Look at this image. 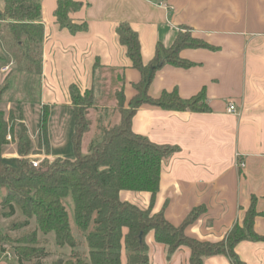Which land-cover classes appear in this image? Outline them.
Here are the masks:
<instances>
[{
  "label": "crops",
  "instance_id": "0c3cea01",
  "mask_svg": "<svg viewBox=\"0 0 264 264\" xmlns=\"http://www.w3.org/2000/svg\"><path fill=\"white\" fill-rule=\"evenodd\" d=\"M73 1L82 7L69 18L87 25V31L76 35L57 25L53 15L57 0H40L39 75L14 71L13 59L0 39V87L8 84L0 110L6 119L9 114L15 119L13 139L1 148L2 160L16 165L21 126L31 139L27 157H75L70 85L81 93L92 90L96 101L89 116L93 127L82 139L81 155L96 137V121L102 125L119 122L113 113L116 101L109 94L122 88L126 105L140 81L118 42L115 29L120 23L129 24L137 33L144 64L153 58L157 45L168 49L180 33H188L192 40L213 49L181 50L179 58L190 66L164 64L155 71L147 94L158 98L163 92L176 91L186 100L203 91L209 111L177 112L143 105L131 120L135 134L178 149L162 163L154 212L163 209L165 219L179 226L192 210L203 208L185 234L217 242L234 224H241L255 199L258 215L253 230L264 237V0ZM161 2L169 8L160 7ZM3 7L0 1V11ZM5 67L9 73L1 72ZM230 104L235 113L227 112ZM44 107L48 109L46 140L39 133ZM145 203L148 206V194ZM146 243L150 264H188V249L181 248L168 259L165 247L154 242L152 233ZM234 251L244 264H264V241H243ZM6 254L0 252V264H12ZM203 264L231 263L215 256Z\"/></svg>",
  "mask_w": 264,
  "mask_h": 264
},
{
  "label": "trees",
  "instance_id": "16d2710c",
  "mask_svg": "<svg viewBox=\"0 0 264 264\" xmlns=\"http://www.w3.org/2000/svg\"><path fill=\"white\" fill-rule=\"evenodd\" d=\"M0 1L4 3L0 11V39L15 60L13 70L39 75L43 44L40 0ZM81 7V3L73 0H57L53 15L59 28L72 35L87 31L86 23L76 24L69 18ZM115 33L132 68L139 72L140 81L133 86L135 94L126 105L122 88L109 94L116 101L119 122L102 125L100 120L96 121L97 136L85 154H80L82 139L92 129L89 116L96 109L92 90L81 93L75 85L68 87L75 157L43 158L36 168L27 157L31 139L24 126L17 136L16 165L2 160L1 148L8 143L7 136L13 139L15 119L13 114L6 119L0 110V212L7 218L19 213L23 221L17 223V229L33 224V230L20 237L18 246H14L17 264H150L146 243L150 233L155 243L165 247L168 259L177 250L186 248L190 252L188 264H203L205 259L215 256L226 257L231 264H244L235 254L237 244L264 241L253 230L258 215L255 199L241 224H234L219 241L187 236L186 228L203 208L192 210L179 226L165 219L163 209L154 212L162 163L177 147L153 144L131 129L132 117L143 105L177 112H208L203 91L183 100L176 91L151 98L147 90L155 71L164 64L190 66L179 58L181 50L213 48L192 40L188 33H180L170 48L157 45L153 58L144 64L138 35L129 24L120 23ZM7 89L8 84L0 87V102ZM47 118L48 109L44 107L39 124L42 140L47 136ZM121 191L147 193L148 206L140 208L122 201ZM52 248L59 256L49 259Z\"/></svg>",
  "mask_w": 264,
  "mask_h": 264
},
{
  "label": "rangeland",
  "instance_id": "374dc122",
  "mask_svg": "<svg viewBox=\"0 0 264 264\" xmlns=\"http://www.w3.org/2000/svg\"><path fill=\"white\" fill-rule=\"evenodd\" d=\"M15 60L13 59V68L15 65ZM3 60L0 59V63H2ZM5 73H9V69L7 72ZM114 115L115 113L117 114L116 110L113 111ZM119 116V115H118ZM92 120H94L92 118ZM93 123V121H92ZM93 127V124H92ZM95 133H97L95 131ZM97 136V134H96ZM36 157H33L31 159H34ZM39 161H41L42 159H38ZM53 160V159H51ZM146 196L147 194H142V193H138V192H131V191H121L120 193V199L122 201H128L130 203H133L139 207H146ZM145 201V202H144ZM23 218L22 216H20L19 213H15L14 216L12 217H4L2 215V213L0 212V234L2 236V241H0V250H4L6 251L11 259L12 264H17V258L14 254V246H18V240L20 237H22L24 234H27L29 231L33 230V224H31L30 226L26 227V228H21V229H17L16 225L19 222H22ZM16 227V228H15ZM54 248H52V253L50 255L49 259L55 258L57 256H59V254L54 252Z\"/></svg>",
  "mask_w": 264,
  "mask_h": 264
},
{
  "label": "built area",
  "instance_id": "2783aa9c",
  "mask_svg": "<svg viewBox=\"0 0 264 264\" xmlns=\"http://www.w3.org/2000/svg\"><path fill=\"white\" fill-rule=\"evenodd\" d=\"M158 5H159L160 7H162V8H164V9H168V8H169L167 4L162 3V2L159 3ZM7 71H8V68H7V67L1 69V72H3V73H4V72H7ZM227 112H228V113H235V106H234L233 104H230L229 107H228V109H227ZM7 140H8V141L10 140V136H7ZM237 163H238V162H237ZM31 164H32V166H33L34 168H36V167L39 166L40 161L38 160V158H34V159L31 160ZM238 164H239L238 166H240L241 168L243 167V163L239 162ZM5 257H6L7 259H10V255H9V254H6Z\"/></svg>",
  "mask_w": 264,
  "mask_h": 264
}]
</instances>
